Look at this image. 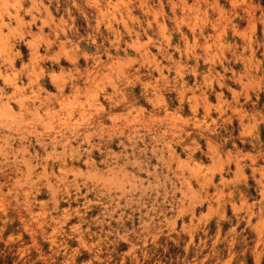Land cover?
<instances>
[{
	"label": "clouds",
	"instance_id": "obj_1",
	"mask_svg": "<svg viewBox=\"0 0 264 264\" xmlns=\"http://www.w3.org/2000/svg\"><path fill=\"white\" fill-rule=\"evenodd\" d=\"M0 264H264V0H0Z\"/></svg>",
	"mask_w": 264,
	"mask_h": 264
},
{
	"label": "rangeland",
	"instance_id": "obj_2",
	"mask_svg": "<svg viewBox=\"0 0 264 264\" xmlns=\"http://www.w3.org/2000/svg\"><path fill=\"white\" fill-rule=\"evenodd\" d=\"M166 11H167V9H166ZM182 30H185V29L182 28ZM177 38H178V37L174 35V36L172 37V41L175 42V41L177 40ZM146 39H147V38H145V40H146ZM145 40H141L140 42H141V43H144ZM189 43H191V41H189ZM22 51H23V50H22ZM152 51L154 52L155 49H152ZM177 55H179V54H177ZM17 67H19V64H18V63H17ZM203 67H204V64H203V62H201V68H203ZM185 79H189V78H188V77H185ZM189 83H191V80H190V79H189ZM209 100H210L211 103H213V104L216 103V100H215V98H213V97H209ZM70 222H71V221H70Z\"/></svg>",
	"mask_w": 264,
	"mask_h": 264
}]
</instances>
